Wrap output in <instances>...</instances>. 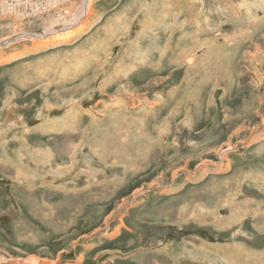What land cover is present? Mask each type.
I'll return each mask as SVG.
<instances>
[{
    "label": "rangeland",
    "instance_id": "374dc122",
    "mask_svg": "<svg viewBox=\"0 0 264 264\" xmlns=\"http://www.w3.org/2000/svg\"><path fill=\"white\" fill-rule=\"evenodd\" d=\"M79 2L0 0V39ZM79 27L0 50V263L264 264V0Z\"/></svg>",
    "mask_w": 264,
    "mask_h": 264
},
{
    "label": "bare ground",
    "instance_id": "6f19581e",
    "mask_svg": "<svg viewBox=\"0 0 264 264\" xmlns=\"http://www.w3.org/2000/svg\"><path fill=\"white\" fill-rule=\"evenodd\" d=\"M67 2H69V1H67ZM91 2H92V0H81V2H79L80 4L77 7L76 11L73 12L72 14L64 13V12L60 13L55 20H50L44 25L43 33L41 35H36V34L29 33V32H20L21 29L15 28V30H13V32H11L9 35L0 39V50L2 48L9 47L14 42L18 43V42L23 41L25 39H30V40H32V42L36 41L42 37H45V38L46 37H55V39H58L61 37V36H58V34H57L59 32H64V34H65L61 38H67L68 36L76 33L81 28L79 26H80L83 18L87 15V13L90 9ZM75 7H76V5H75ZM50 19H52V18H50ZM56 24H59V25L61 24V25L60 26L58 25L59 26L58 27V26H56ZM42 42H46V41H42ZM85 83H86V81H85ZM228 145H230V144H228ZM173 174H175V173H173ZM0 264H57V263L55 261H49V260L41 259V258H37V257H28L25 260H19V261L4 260Z\"/></svg>",
    "mask_w": 264,
    "mask_h": 264
}]
</instances>
